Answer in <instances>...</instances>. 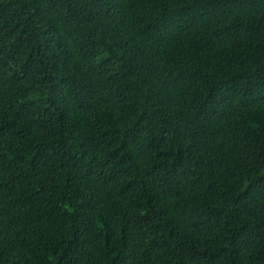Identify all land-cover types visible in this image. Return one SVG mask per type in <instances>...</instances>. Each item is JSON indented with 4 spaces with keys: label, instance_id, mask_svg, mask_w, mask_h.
I'll return each mask as SVG.
<instances>
[{
    "label": "trees",
    "instance_id": "16d2710c",
    "mask_svg": "<svg viewBox=\"0 0 264 264\" xmlns=\"http://www.w3.org/2000/svg\"><path fill=\"white\" fill-rule=\"evenodd\" d=\"M0 264H264V0H0Z\"/></svg>",
    "mask_w": 264,
    "mask_h": 264
}]
</instances>
